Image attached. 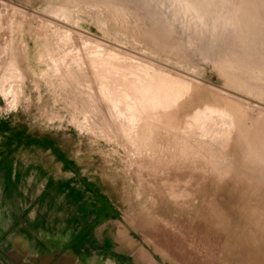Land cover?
Returning <instances> with one entry per match:
<instances>
[{
    "label": "rangeland",
    "instance_id": "1",
    "mask_svg": "<svg viewBox=\"0 0 264 264\" xmlns=\"http://www.w3.org/2000/svg\"><path fill=\"white\" fill-rule=\"evenodd\" d=\"M258 20L264 24V0H0V119L13 127L22 125L34 135L55 139L73 169H58L61 163L49 150H24L22 160L32 165L47 164L49 156L52 178L77 186L82 178L85 192L84 182L91 183L88 188L92 194L101 200L105 196L118 214L100 232L115 230L116 240L134 242L149 255L173 264H264V26ZM66 24L70 27L64 31ZM88 35L126 52L117 58L120 64L129 65L126 67L131 72L137 73L133 64L140 60L149 69H167L179 81L224 102L226 114L218 106L214 109L213 104L212 116L201 120L203 139L197 137L194 143L196 137H185L193 131L191 128L182 131L183 126L172 123L169 111H154L151 118L158 126L170 129L168 140L174 143L184 138L173 148L168 143L167 151L162 153L160 148L155 149L160 147L153 143L156 138L151 137L156 126L148 123L147 128L143 127L144 131L137 134L141 141L138 136H125L133 122L122 111L123 104L111 108V100L101 104L96 98L104 89V75L87 65L86 60L93 59L99 48L83 46ZM46 52H54L57 65L55 60L51 59L53 64L48 60ZM80 57L87 59L84 63L80 60L79 65ZM84 70L88 76L85 81ZM94 74L101 75L97 84L93 82ZM125 83L122 88H127ZM91 85L101 86L97 95H92ZM140 91L144 93H132L139 96L138 105L150 100L149 92ZM242 129L248 133L246 148L239 146L236 137L237 130L241 134ZM218 139L228 142L225 148H220ZM135 141L146 146L154 144L155 151ZM176 147L186 150L185 156ZM198 148L203 154L209 148L218 150L206 154L212 156L210 159L199 154ZM193 149L198 153L193 155ZM213 158H217L216 163ZM15 161L4 157L0 169L4 170V198L17 207L16 188L20 187L13 178ZM29 188L34 194L39 186ZM75 215L72 205L53 206L51 225L70 231ZM10 223V217L0 210V225Z\"/></svg>",
    "mask_w": 264,
    "mask_h": 264
},
{
    "label": "crops",
    "instance_id": "2",
    "mask_svg": "<svg viewBox=\"0 0 264 264\" xmlns=\"http://www.w3.org/2000/svg\"><path fill=\"white\" fill-rule=\"evenodd\" d=\"M10 126L13 127L11 123ZM16 135L17 130L13 128L0 130V162L6 156L16 160L17 171L13 178L20 187L19 190L16 188L19 204L15 207L4 198V170L0 169V210L11 221L7 226L0 225V264H173L149 255L134 242L116 240L115 230L106 234L104 230L100 232L101 227L105 228L104 224L118 216L108 199L104 196L101 200L93 195L88 188L91 183L86 181L85 192L82 178L78 186L74 182L52 178L49 156L46 157L47 164L25 163L20 155L24 150H49L61 163L58 169L74 168L68 167L43 145L41 137L44 136L27 130L21 140ZM30 185L39 186L34 194L29 193ZM68 205L74 206L76 212L74 227L70 231L55 229L50 219L52 207Z\"/></svg>",
    "mask_w": 264,
    "mask_h": 264
},
{
    "label": "bare ground",
    "instance_id": "3",
    "mask_svg": "<svg viewBox=\"0 0 264 264\" xmlns=\"http://www.w3.org/2000/svg\"><path fill=\"white\" fill-rule=\"evenodd\" d=\"M8 4V3H7ZM6 4V5H7ZM10 5L12 4V3H9ZM241 5V4H240ZM8 6V5H7ZM173 6V5H172ZM175 6V5H174ZM10 7V6H9ZM11 7H14V6H11ZM21 8V7H20ZM260 9V8H259ZM258 9V10H259ZM257 10V11H258ZM261 10H259L258 12H260ZM260 13H263V11H261ZM255 14H256V12H255ZM259 17V16H258ZM138 18V17H137ZM258 19H260V18H258ZM262 19V18H261ZM238 19H236V20H234L235 21V23H236V21H237ZM50 21V20H49ZM54 21V20H53ZM56 21H58V20H56ZM114 21V20H113ZM233 21V22H234ZM246 21V20H245ZM259 22H260V20H258ZM55 22V21H54ZM54 22H48L47 24L49 25H53V26H55V23ZM59 22V21H58ZM134 22V21H133ZM54 23V24H53ZM260 23H262V22H260ZM46 24V25H47ZM64 24V23H63ZM259 24V23H258ZM257 24V25H258ZM263 24V23H262ZM47 25V26H48ZM61 25V24H60ZM56 26H59L58 24L56 25ZM64 26V25H63ZM263 26H264V24H263ZM60 27V26H59ZM66 28H63L64 29V31L65 30H69V27L70 26H67V24H66V26H65ZM51 29H52V27H50ZM54 28V27H53ZM36 29V28H35ZM260 29V28H259ZM84 31V30H83ZM83 31H81V32H83ZM227 31V30H226ZM257 31V30H256ZM260 31V30H259ZM69 32V31H68ZM79 32V31H78ZM148 32H150V31H148ZM221 32V31H220ZM75 33H76V30H75ZM80 33V32H79ZM84 33V32H83ZM223 33V32H222ZM70 34V33H69ZM78 34V33H77ZM86 35H87V33H85ZM90 34V33H89ZM65 35V34H64ZM44 36V35H43ZM59 36H61V35H59ZM75 36H76V34H75ZM74 36V37H75ZM79 36H80V34H79ZM82 36V35H81ZM80 36V37H81ZM84 36V35H83ZM92 36V35H91ZM94 36V35H93ZM92 36V37H93ZM223 36V35H222ZM151 37V36H150ZM226 37V36H225ZM82 38V37H81ZM84 38V37H83ZM95 37H93V38H91V37H89V35H88V42H86L85 44H83V46H89L90 47V45H96V46H98L99 48L97 49L98 51L95 53L96 54V56H94L95 57V59H94V57H93V59H91V58H89L88 57V59H91V60H86V59H83V60H86V62H89L87 65H88V67L89 66H94V68H95V70L97 71V69H99V70H101V71H99L100 73H102L101 75H104L103 76V78H101V81L103 82L102 84H103V87H104V89H100L101 88V84L98 82V84L99 85H101L100 86V88L99 87H96V85L94 86V85H91L90 86V91L91 92H93L92 93V95L93 94H95V95H97L98 93H99V91H100V93H99V96L98 97H96V98H98L100 101H101V104H104V103H102L103 101H105V100H108V102H109V100H111V105H110V107L112 108L113 106L114 107H116V106H118V105H120V106H118V107H120L121 108V106H122V104H123V108H121L122 109V111H124V112H127L128 113V115H127V118H128V121L129 122H133L132 124L133 125H130L129 127H128V129H127V132H126V134L125 133H123V134H125V136H128V135H130V137H133V136H135V137H137L138 135V133H142V131H144L143 130V127H145V128H147V126H148V123L149 124H151L153 127L154 126H156L157 128H156V130L155 131H153V136H155V137H153V136H151L152 138H156V139H154V141L155 142H153V143H158L159 145H160V147H155L154 146V144H153V146L155 147V149L157 148H160L159 149V153H162V152H164V151H167L166 149L168 148V143H170V146L172 145V148H173V146L176 144V143H179V144H181L182 143V141L184 140V138H182L181 140H175L174 141V143L172 142V140H168L169 138H167L166 136L167 135H169V131L168 130H170V129H164V128H161V127H159L158 126V124L156 123V119L153 117V118H151V115L154 113V111H162V112H166L167 114H168V111H169V115H171V120H172V123H174V122H177V123H179L181 126H183L184 128H182L181 126V129H182V131H184L183 129H185L186 130V128L185 127H187V128H191L190 130L192 131H194V129L195 130H198V132H189V135H187V134H185L186 136L185 137H189V136H193L194 138L196 137V139H195V142L194 143H196V140H197V137H200L201 135L200 134H202V133H200V131L202 132V130L204 129L203 127H204V125H203V123H202V119L205 117V119H207L206 117L208 116V117H211L212 116V114H213V111H212V109H210V107L214 104L215 106V108L214 109H216V107L218 108V109H220V111H221V113L222 112H224L225 110L222 108V107H227L225 104H224V102H222V101H220V100H217V99H212L211 97H209L210 95H207L208 93H205L204 91H201V90H199L200 88H198V89H195V88H193V87H191L190 85H188L187 83H185V82H181V81H179V79L180 78H176V77H178V76H174L173 74L174 73H172L171 71H167V69H166V71L165 72H163V71H156V70H154V69H149L148 68V64L146 65V64H144V63H142V62H140V61H135L134 62V64L133 65H135L138 69H136V68H134L135 70H138L137 71V73H134V70H133V72H131L130 70H129V68H127L126 67V65H124V64H120L119 63V59L120 58H117V56L118 55H124L125 56V53L126 52H122V51H120L119 50V46H112V47H110L111 45H108L107 46V44L104 42V41H102V42H104V43H101V42H99V40L98 39H94ZM132 38V37H131ZM158 38V37H157ZM77 39V38H76ZM101 39V38H100ZM84 40V39H83ZM82 39H81V41L82 42H85V41H83ZM134 40V39H133ZM80 41V40H79ZM78 41V42H79ZM80 41V42H81ZM87 41V40H86ZM155 41V40H154ZM135 42V41H134ZM55 43V42H54ZM156 43V42H155ZM158 44V43H157ZM249 44V43H248ZM81 45H82V43H81ZM116 45V44H115ZM83 46H81V48L83 49ZM93 47V46H92ZM219 47V46H218ZM222 47V46H221ZM242 47V46H241ZM246 47V46H245ZM54 48V47H53ZM52 48V49H53ZM59 48V47H58ZM58 48H56V49H58ZM94 48H96V47H94ZM220 48V47H219ZM49 49H51V47H49ZM81 49V50H82ZM85 49V48H84ZM90 49V48H89ZM244 49V48H243ZM78 50H79V48H78ZM69 50H67L66 51V53L68 52ZM83 51V50H82ZM59 52V51H58ZM61 52V51H60ZM59 52V53H60ZM70 52V51H69ZM78 52V51H77ZM77 52H75V54H78ZM52 53H54V52H52ZM50 54V52H46V55L48 56V60H50L51 62L53 61V60H55V59H57V57L55 58V56L56 55H53V54ZM71 53V52H70ZM82 53V52H81ZM80 53V54H81ZM83 54V53H82ZM94 54V55H95ZM239 54H240V52H239ZM244 54V53H243ZM40 55V54H39ZM58 55V54H57ZM65 55V54H64ZM79 55V54H78ZM129 54H127L126 56H128ZM210 55V54H209ZM59 56V55H58ZM80 56V55H79ZM241 56H243V55H241ZM41 57V56H40ZM78 56L76 55V57L75 58H77ZM108 57V58H107ZM112 57H114V59L112 60V61H110L109 60V58H112ZM120 57H122V56H120ZM132 57V56H131ZM221 57V56H220ZM224 57V56H223ZM246 57V56H245ZM60 58H61V56H60ZM66 58V57H65ZM68 58V57H67ZM51 59H53V60H51ZM82 58L80 57L79 59H78V64L80 63V60H81ZM125 59V58H124ZM128 59V58H127ZM126 59V60H127ZM225 59V58H224ZM224 59H223V61H224ZM59 60V59H58ZM57 60V61H58ZM73 60H75V59H73ZM73 60L71 61V65H72V62H73ZM77 60V59H76ZM76 60H75V62H76ZM83 60H81V62L82 63H84L83 62ZM137 60H139V59H137ZM13 61V60H12ZM92 61V62H91ZM129 61H130V59H129ZM252 61V60H251ZM53 62H56V60L55 61H53ZM53 62H52V64H53ZM132 62H133V58H132ZM249 63H250V59H249V61H248ZM4 63V62H3ZM122 63V62H121ZM128 63V62H127ZM255 63V62H254ZM1 64V63H0ZM12 64V63H11ZM54 64H56L57 65V62L56 63H54ZM61 64H62V62H61ZM77 64V65H78ZM129 64V63H128ZM152 64V63H151ZM223 64V63H222ZM253 64V63H252ZM76 65V66H77ZM80 65V64H79ZM83 64H81V66H82ZM86 65V66H87ZM240 65V64H239ZM9 66H11V65H9ZM127 66H129V65H127ZM52 67H53V65H52ZM131 67V66H130ZM221 67V66H220ZM55 68V67H54ZM77 68V67H76ZM83 68V67H82ZM93 68V69H94ZM127 68V69H126ZM132 68V67H131ZM155 68V67H154ZM224 68V67H223ZM248 68V67H247ZM252 68V67H251ZM162 69V68H161ZM73 70H75V68H73ZM82 70V69H81ZM159 70V69H158ZM236 70V69H235ZM243 70V69H242ZM6 71H8V70H6ZM10 71V70H9ZM76 71H77V73L79 72V69L77 70L76 69ZM53 72V71H52ZM84 72V75H86V71L84 70L83 71ZM11 73V72H10ZM61 73V72H60ZM79 73H81V72H79ZM95 73V72H94ZM91 74H92V72H91ZM111 74H112V77H113V75H115V74H118V76H116L117 78H112L111 77ZM61 75V74H60ZM69 75H71V73L69 74ZM80 75V74H79ZM100 75V76H101ZM248 75V74H247ZM73 76V75H72ZM100 76H95V74H94V77H95V79H94V81L93 82H95L96 83V79H100ZM53 77V76H52ZM62 77H66V76H64V74H63V76ZM81 77H82V75H81ZM81 77H79V79L81 78ZM86 77H88L87 75L86 76H84V81L86 80V79H88V78H86ZM93 77V78H94ZM111 77V78H110ZM118 77H121L120 79H118ZM239 77V76H238ZM243 77V76H242ZM70 78V77H69ZM69 78H68V82H69ZM83 78V77H82ZM81 78V79H82ZM86 78V79H85ZM66 79V81H67V78H65ZM77 79V78H76ZM114 79L117 81V82H114ZM118 79V80H117ZM240 79H241V77H240ZM242 79H244V78H242ZM259 79V78H258ZM71 80V79H70ZM74 80V79H73ZM93 80V79H92ZM260 80V79H259ZM262 80V79H261ZM65 81V82H66ZM81 81V80H80ZM89 81V80H88ZM114 82V84H112ZM125 82H127V88H125L126 86H125ZM248 82V81H247ZM57 83V82H56ZM75 83V82H74ZM90 83V82H89ZM91 83H92V81H91ZM189 83V82H188ZM248 83H250V82H248ZM60 84V83H59ZM64 84V83H63ZM97 84V83H96ZM112 84V85H111ZM80 85H81V83H80ZM105 85H106V87H108L107 85H110L111 87H110V90H109V88H105ZM152 85V86H151ZM257 85V84H256ZM14 86V85H13ZM60 86V85H59ZM85 86V85H84ZM113 86V87H112ZM122 86H125L124 88H122ZM197 86H199V84L197 85ZM197 86H195V87H197ZM254 86V85H253ZM258 87H259V85H257ZM81 87H82V85H81ZM92 87H93V89H92ZM102 87V88H103ZM200 87V86H199ZM12 88V87H11ZM98 88L100 89L99 91H97L98 90ZM112 88V89H111ZM95 89V90H94ZM257 89V88H256ZM135 90H138V93H144V92H141L140 90H146L147 92H149V95H150V100L148 99L147 100V102H141V104L140 105H138V103H140L139 101H138V99H139V96L136 94L135 96L132 94V93H134L135 92ZM204 90H205V88H204ZM89 91V92H90ZM98 93H97V92ZM90 92V93H91ZM76 93V92H75ZM86 94V93H85ZM209 94H211V93H209ZM94 95V96H95ZM141 98H142V96H141ZM148 98V97H147ZM94 100V99H93ZM144 100H145V98H144ZM95 101V100H94ZM146 101V100H145ZM97 102H98V100H97ZM96 102V103H97ZM99 103V102H98ZM113 104V105H112ZM95 105H97V104H95ZM99 106V105H98ZM120 108H117V111L120 109ZM114 111V110H113ZM112 111V112H113ZM215 111V110H214ZM112 112H111V114H112ZM116 112V111H115ZM123 112V113H124ZM218 112V111H217ZM229 112V111H228ZM227 112V113H228ZM114 113V112H113ZM119 113V112H118ZM158 113V112H157ZM229 113H231V112H229ZM115 114V113H114ZM119 114H121V110H120V113ZM125 114V113H124ZM164 114V113H163ZM224 114H226V112H224ZM116 115H117V112H116ZM101 116V115H100ZM121 116H123V114L121 115ZM216 115H214L213 117H215ZM229 116H232V114H230ZM119 118H120V116H118ZM126 117V116H125ZM218 117V116H217ZM216 117V118H217ZM233 117V116H232ZM118 118V119H119ZM157 118V117H156ZM227 118H229V117H227ZM118 119H116V120H118ZM210 119V118H209ZM212 119V118H211ZM104 120V119H103ZM232 120V119H231ZM236 120V119H235ZM204 121H206V120H204ZM203 121V122H204ZM234 121V120H233ZM238 121V120H237ZM236 121V122H237ZM100 122V121H99ZM103 122V121H102ZM135 122V123H134ZM208 122V121H207ZM206 122V123H207ZM105 123V122H104ZM112 123V122H111ZM143 123V124H142ZM166 123H169L168 121H167V119H166ZM239 123V122H238ZM237 123V124H238ZM163 124V123H162ZM170 124V123H169ZM168 124V125H169ZM236 124V125H237ZM235 125V124H234ZM209 126V125H208ZM159 127V128H158ZM177 127V126H176ZM203 128V129H202ZM236 129H238V125L236 126ZM133 130V131H132ZM180 130V129H179ZM181 131V130H180ZM182 131L180 132V133H182ZM187 131H189V130H187ZM231 131V130H230ZM238 132V135L236 136V137H238L239 136V146H242L243 148L245 147L246 148V145L248 144V141H246V139H247V132H244L243 131V129H242V132H241V134L239 133V130H237ZM203 132H204V130H203ZM171 133V132H170ZM122 134V135H123ZM132 135V136H131ZM145 135V134H144ZM174 135V134H173ZM204 135H206V134H204ZM146 136H147V134H146ZM150 136V135H149ZM169 136H171V134L169 135ZM177 136V135H176ZM129 137V136H128ZM151 137H146V139L148 140L149 138H151ZM177 137H179V135L177 136ZM187 137V138H188ZM190 137V138H191ZM234 137V136H233ZM138 139H139V136L137 137ZM136 138V139H137ZM140 138H142V136L140 137ZM201 138V137H200ZM200 138H198L199 140H200ZM142 139H144V138H142ZM144 140V142H146L147 140ZM189 139V138H188ZM203 139V136H202V138H201V140ZM191 140V139H190ZM198 140V141H199ZM204 140H206L205 138H204ZM139 141H141L140 139H139ZM188 141V140H187ZM192 141H194L193 139H192ZM191 141V142H192ZM197 141V142H198ZM206 141H208V143L210 142L209 140H206ZM212 141V140H211ZM136 142V141H135ZM138 142V141H137ZM136 142V143H137ZM143 142V143H144ZM185 142V141H184ZM183 142V143H184ZM200 142H202V141H200ZM217 142H219V144H220V148H222V147H224L225 148V146H226V143H228V142H221L219 139H218V141ZM141 143V142H140ZM140 143H137V144H139L140 145ZM212 143H214L213 141H212ZM216 143V142H215ZM214 143V144H215ZM137 144H135V145H137ZM174 144V145H173ZM185 144V143H184ZM192 144V143H191ZM190 143H189V146L191 145ZM206 144V143H205ZM217 144V143H216ZM141 145H143L142 143H141ZM140 145V146H141ZM144 145H145V143H144ZM144 145H143V147H144ZM148 145H149V143H148ZM187 145H188V142H187ZM199 145H201V143L199 144ZM209 145V144H208ZM207 145V146H208ZM210 145H212V144H210ZM229 145V144H228ZM146 146V145H145ZM153 146L152 145H149V146H146L147 148H145V149H149L150 147L152 148V150L154 149L153 148ZM176 146V145H175ZM189 146H187V147H189ZM202 146H203V144H202ZM202 146H201V148H202ZM207 146H205L204 148H207L208 149V147ZM179 147H181V146H179ZM179 147L177 148L178 150H179ZM216 147H218L217 145H216ZM216 147H213V148H216ZM171 148V147H170ZM169 148V149H170ZM183 148V147H182ZM185 148H186V146H185ZM190 148H191V146H190ZM211 148V147H210ZM209 148V152L207 151V149H206V151H207V153H210V151H217L218 150V148H217V150H212V149H210ZM144 149V148H143ZM184 149V148H183ZM188 149V148H187ZM194 149H196L195 147H194ZM194 149L192 150V153H193V155H195L194 153H198L197 151L199 150V148H198V150L196 151V152H194ZM228 149V148H227ZM151 149H149V151H150ZM173 150H175V148L173 149ZM178 150H176V151H178ZM180 150H181V148H180ZM178 151V153L179 152H182V151ZM204 150V149H203ZM155 150H153V152H154ZM169 151H171V150H169ZM221 151V150H220ZM157 152V151H156ZM186 152V150L184 151V152H182V154L183 153H185ZM191 152V151H190ZM189 152V153H190ZM199 154H203V152L201 153V150H199ZM205 152V151H204ZM166 153V152H165ZM170 153V152H169ZM191 153V154H192ZM206 152H205V154H203V156L204 155H206L207 154ZM158 154V153H157ZM173 154H175V153H173ZM182 154H180V155H182ZM187 154V153H186ZM199 154H196V155H198V156H200V157H202L201 155H199ZM217 154V153H216ZM231 154V153H230ZM160 155V154H159ZM184 156H185V154H183ZM188 155V154H187ZM211 155H214V153L213 154H211ZM218 155V154H217ZM158 156V155H157ZM161 156H165V155H161ZM168 156V155H167ZM166 156V158H168ZM179 156V155H178ZM206 156H209V155H206ZM220 156V155H219ZM223 157H225V156H227V155H222ZM230 156V155H229ZM160 157V156H159ZM162 157V158H163ZM172 157V156H171ZM182 157V156H181ZM199 157V158H200ZM210 157V156H209ZM212 157V156H211ZM211 157H210V159H211ZM184 158V157H183ZM202 158H204V157H202ZM259 158V157H258ZM171 159V158H170ZM214 159V158H213ZM204 160V159H203ZM217 161V158L216 159H214V162L216 163V161ZM222 162V161H221ZM225 161H223V165H225V163H224ZM212 163H213V161H212ZM219 163H220V161H219ZM222 164V163H221ZM229 164V163H228ZM227 164V165H228ZM232 165L231 166H233V162L231 163ZM220 165V164H219ZM223 165H222V168H223ZM204 166V165H203ZM216 166H217V164H216ZM229 166V165H228ZM231 166H230V168H231ZM234 167V166H233ZM232 167V168H233ZM212 168V167H211ZM221 168V165H220V170L222 169ZM224 168H226V166L224 167ZM215 169V168H214ZM219 169V168H218ZM218 169H217V171H218ZM229 169V168H228ZM219 170V171H220ZM226 170H227V168H226ZM236 170V169H235ZM224 171V170H223ZM222 170L220 171L221 173H224ZM230 171H231V169H230ZM233 171H234V169H233ZM228 172V171H227ZM229 173H231V172H228V174ZM233 173V172H232ZM234 174V173H233ZM232 174V175H233ZM237 176V175H236ZM227 179V178H226ZM226 195V194H225ZM226 197V196H225ZM237 205V204H236ZM230 210V209H229Z\"/></svg>",
    "mask_w": 264,
    "mask_h": 264
},
{
    "label": "trees",
    "instance_id": "4",
    "mask_svg": "<svg viewBox=\"0 0 264 264\" xmlns=\"http://www.w3.org/2000/svg\"><path fill=\"white\" fill-rule=\"evenodd\" d=\"M12 128L14 130H17L16 137L21 140L22 139L21 135L23 134L25 128L22 125L11 127L9 121L0 119V130L12 129ZM41 139L44 141L43 145L46 146L47 148H50L61 161H63L68 167H73L72 162L68 160L65 157V155L59 150V148L56 145V141L53 137L44 136L41 137Z\"/></svg>",
    "mask_w": 264,
    "mask_h": 264
}]
</instances>
